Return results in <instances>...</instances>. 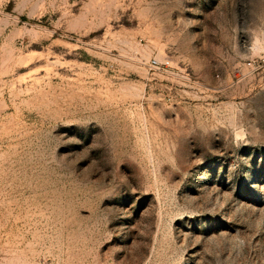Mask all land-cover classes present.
Segmentation results:
<instances>
[{"label":"rangeland","instance_id":"obj_1","mask_svg":"<svg viewBox=\"0 0 264 264\" xmlns=\"http://www.w3.org/2000/svg\"><path fill=\"white\" fill-rule=\"evenodd\" d=\"M0 264H264V0H0Z\"/></svg>","mask_w":264,"mask_h":264},{"label":"built area","instance_id":"obj_2","mask_svg":"<svg viewBox=\"0 0 264 264\" xmlns=\"http://www.w3.org/2000/svg\"><path fill=\"white\" fill-rule=\"evenodd\" d=\"M155 64V62H153Z\"/></svg>","mask_w":264,"mask_h":264}]
</instances>
